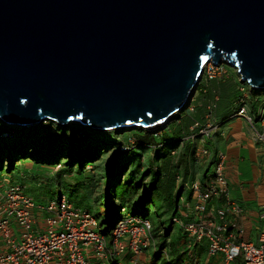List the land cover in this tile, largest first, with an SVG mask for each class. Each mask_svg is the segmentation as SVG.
<instances>
[{
  "label": "water",
  "instance_id": "1",
  "mask_svg": "<svg viewBox=\"0 0 264 264\" xmlns=\"http://www.w3.org/2000/svg\"><path fill=\"white\" fill-rule=\"evenodd\" d=\"M210 63L264 88V0H0V118L168 124Z\"/></svg>",
  "mask_w": 264,
  "mask_h": 264
},
{
  "label": "built area",
  "instance_id": "2",
  "mask_svg": "<svg viewBox=\"0 0 264 264\" xmlns=\"http://www.w3.org/2000/svg\"><path fill=\"white\" fill-rule=\"evenodd\" d=\"M224 73V67L208 65L205 69L209 80H215ZM240 90L244 93L245 87L241 86ZM245 97L240 99L242 106L231 118H248ZM259 120L260 130L255 133V138L264 143V107L259 111ZM194 129L199 130L201 136H209L215 127L196 123ZM204 154L208 153L204 151ZM224 166V157L220 156L210 180L204 185H192L193 195L198 193V197L190 209L188 204L183 207L182 220L174 221L183 225L193 242L207 239L211 254L224 255L223 264H264V232L260 235L259 245L240 242L243 230L234 217L241 210L227 198ZM221 199H226V202L218 206ZM36 211L48 215L44 228L40 230L35 220ZM11 219L20 230L18 238L12 236ZM95 226L91 215L73 208L65 197L38 206L23 186L11 185L0 196V234L8 247V251L0 253V264H90L83 247H92L95 256L102 261L131 252V264H140L142 250L149 243L151 225L148 221L131 216L122 219L114 232L112 247H108L106 239L95 232Z\"/></svg>",
  "mask_w": 264,
  "mask_h": 264
},
{
  "label": "trees",
  "instance_id": "3",
  "mask_svg": "<svg viewBox=\"0 0 264 264\" xmlns=\"http://www.w3.org/2000/svg\"><path fill=\"white\" fill-rule=\"evenodd\" d=\"M252 93L254 101L251 108L258 111L263 105L264 91L253 90ZM190 108L179 115V119L171 122L163 132H157L155 135L141 129L130 130L131 133L123 135H117L115 132L98 133L79 124H72L69 128L71 136L67 139L70 142L61 140L60 142L63 144L61 145L55 139L44 142V139L41 138L43 131L38 128L27 129L25 134L29 138L40 137L31 138L29 141H19V143H13L10 139L0 140V176L20 173L21 168L15 167V162L24 166H36L37 169L40 165L59 166L61 168L60 174L74 178L76 184L73 193L81 186L77 177L82 176L89 183H98L100 187H104V198L100 206L104 210L102 223L107 224L106 236H112L116 223L121 219V215L126 212L149 219L153 223L154 233L159 234L161 230L165 231L164 235H155L162 242L160 248H165V234L173 232L174 227L171 220L175 215L178 197L181 193H175L177 176L182 175L185 182L188 181L187 156L192 144L185 139L189 137V120H192L187 114L190 112ZM172 127L176 131H173ZM57 129L61 131L60 133H66L65 128L57 127ZM167 130L173 132V134L171 132L172 137L167 133ZM8 131L15 133L18 130L7 129L0 122V135L2 132L10 134L11 132ZM76 135H82L83 140L76 142ZM62 136L65 138V134ZM92 137L98 138L99 141H107L117 147L122 145L124 151L117 153L112 163L102 170L96 164L101 156L100 145L91 141ZM66 142L69 144L68 147L64 146ZM153 145L157 146V148L154 147V151H152ZM28 148H31L29 153L26 151ZM179 149L181 150L176 164V156H173L172 152L179 151ZM64 151L69 152V154ZM150 153L153 154L152 157H150ZM3 158L8 163L7 169L1 164ZM88 168L93 170L91 176L87 173ZM125 177L126 182L124 183ZM146 178L150 179L148 187L143 188L142 182ZM62 192L64 190L60 191L59 195ZM113 199L117 201L118 206H115L117 203ZM173 245V250L170 252L172 261L161 259L157 255L154 259L158 263L155 262L154 264H183V257H176L177 253L174 251L176 242L173 241Z\"/></svg>",
  "mask_w": 264,
  "mask_h": 264
},
{
  "label": "crops",
  "instance_id": "4",
  "mask_svg": "<svg viewBox=\"0 0 264 264\" xmlns=\"http://www.w3.org/2000/svg\"><path fill=\"white\" fill-rule=\"evenodd\" d=\"M228 68L224 76L215 80H208L206 77L202 79L190 105V112L187 113L192 119L189 120V137L185 139L192 144L187 156L188 180H205L211 163L220 155H224L229 198L242 209L240 222L244 229L243 240L257 244L260 233L264 231V143L255 138V133L260 130V123L258 111L251 108L254 101L252 89L246 87L244 92L247 114L252 121L246 117L231 118L239 110L236 109L240 100L237 98V92L241 90L237 73ZM194 121L203 124L211 122L218 126L217 131L210 136L209 143H204L203 149L209 150L207 156L202 153L198 155V141L201 138L196 136L192 129ZM209 144L213 147L208 148ZM7 178L13 179L10 176ZM2 192L3 190H0V193ZM44 219V213L41 211L35 213L39 230L44 228ZM10 222L12 236L18 238L20 230L13 219ZM3 251H8V247L0 234V253ZM88 258L92 259L90 261L94 259V264H100L92 251Z\"/></svg>",
  "mask_w": 264,
  "mask_h": 264
},
{
  "label": "rangeland",
  "instance_id": "5",
  "mask_svg": "<svg viewBox=\"0 0 264 264\" xmlns=\"http://www.w3.org/2000/svg\"><path fill=\"white\" fill-rule=\"evenodd\" d=\"M225 68H227L225 66ZM229 69V68H228ZM240 85V84H239ZM244 96V93L242 91L237 92V98L241 99ZM234 97V96H233ZM233 97L231 98V100L233 101ZM226 104V102H225ZM241 107V103H239V107L237 104L236 109H240ZM187 110V109H185ZM184 110V111H185ZM183 111V112H184ZM181 112V113H183ZM257 117H259V114H257ZM179 119V115L176 116L174 118V120ZM173 120V121H174ZM188 121V120H187ZM72 125V124H70ZM70 125L67 127H64L66 129V133L62 132L59 129H57L58 125L56 123L47 121L44 122L43 124L37 126L38 129L42 130V136L41 138L44 139V142L49 141V139H55V141H57L58 143H61V140H67L70 135L69 133V128ZM5 127V126H4ZM83 127V126H82ZM167 127V125H162L160 127H154L151 128V132L155 135L157 132H163L164 129ZM7 129H13V130H18L15 133H13L12 131H8L11 132L10 134H6V133H1L0 135V140L2 139H10L12 140L13 143H19L23 142V141H29L31 138H38L36 136L30 137L26 136L25 131H27V129H20L18 127H13V128H9L6 127ZM30 128V127H29ZM173 131H176V129L174 127ZM33 129H35L33 127ZM131 131L134 129H130ZM130 130H118V131H113L115 132L117 135L120 134H129L131 133ZM172 131L167 130V133L170 135V137H172L171 134ZM100 133V132H98ZM104 133H110V132H104ZM112 133V132H111ZM65 134V138L62 136ZM120 137V136H119ZM175 137V136H174ZM209 138L208 136L199 139L198 141V155H200V153H202L203 148H204V143H209ZM27 139V140H26ZM71 139V138H70ZM206 139V141H205ZM82 135H76L75 141L79 142L82 141ZM121 140V139H120ZM68 141V140H67ZM91 141H95L97 144L100 145L99 149L101 152V156L99 158V160L96 162V164L101 167V169H105L106 166H109L112 161L114 160V156L117 153H121L122 151H124L123 147L121 145V147H117L107 141L104 140H100L98 138H91ZM70 142V141H68ZM68 142L64 143L65 147H68L69 144ZM28 144V143H25ZM121 144V143H120ZM61 145H63L61 143ZM156 145H153V149L152 151H154V147ZM213 145L209 144L208 148H212ZM157 148V146H156ZM28 153L29 151H31V148H28L26 150ZM65 153L69 154V152L64 151ZM153 154L150 153V157H152ZM91 162V161H90ZM1 164L4 168L7 169L8 163L6 162V159L3 158L1 160ZM17 165V166H16ZM19 163L15 162V167H20V173H18L17 175H10V174H6V175H10V177H13V180H11V183L16 182V183H24L26 185V193L31 196L36 204H47L50 203L51 201H55L58 200L59 198V194H60V190H64L65 192V198L67 200H71V202L73 203V205L75 207H78L79 210H83V212L91 215L92 219H94L97 222V227L98 230H100L103 234H105L106 231V224L104 225V223H102L103 219H104V210H102L100 204L103 202V198H104V187L103 186H99L98 183L94 184L93 182L89 183V181L87 179H84L82 176H78L77 179L79 182H81V186L76 189V191L73 193L72 191L75 188V184L76 182L74 181L73 177H69V176H65L64 174H60V170L61 168L59 166H39L38 169L36 168V166L33 168L31 165H23ZM89 165H93V164H89ZM42 167V168H41ZM59 167V168H58ZM33 168V170H31ZM36 168V169H35ZM42 170V171H41ZM214 170V165L211 166L210 168V173L213 172ZM93 172V170L91 168H88V175L91 176V173ZM30 173V174H29ZM123 176V174H121ZM89 176V177H90ZM149 178H146L142 184H143V188H147L148 187V183H149ZM26 181H31V182H26ZM126 182V177L124 178V183ZM1 189L4 191V188L8 186V184H3L0 185ZM191 188L189 187L186 194L183 195L184 198H187L190 194H191ZM119 193V191H118ZM198 197V193L194 194V199ZM113 201H115L113 199ZM115 203H117V201H115ZM118 206V203L115 205ZM110 210V209H109ZM109 213V211H108ZM110 214V213H109ZM126 212L123 213V217L126 216ZM167 227V226H166ZM161 232V231H160ZM170 240L174 241L177 243L178 247L180 250H182V252H186L188 250V248L185 246L186 245V237L184 236V233L180 232L177 229L173 230V234L170 236ZM168 242V241H167ZM201 247H205L206 246V242L202 243L200 245ZM168 247L171 249L172 245H170L168 243ZM194 256L197 258V260L202 259V264H221V259L219 256L217 257H213L210 255H201V251L200 249H196L194 251ZM133 257L132 254L127 255L125 260H122V264H130V260ZM153 256H149L147 262H145L144 264H154L155 260L152 258ZM189 264H197V263H193V262H189Z\"/></svg>",
  "mask_w": 264,
  "mask_h": 264
},
{
  "label": "clouds",
  "instance_id": "6",
  "mask_svg": "<svg viewBox=\"0 0 264 264\" xmlns=\"http://www.w3.org/2000/svg\"><path fill=\"white\" fill-rule=\"evenodd\" d=\"M209 65H214V64H212V63H210ZM208 66V65H207ZM206 66V67H207ZM214 66H216V65H214ZM225 66L226 65H224V64H221L220 66H216V67H224L225 68ZM226 67H228V66H226ZM206 69V68H205ZM235 71V70H234ZM225 72H226V68H225ZM236 72V71H235ZM237 73V72H236ZM225 74V73H224ZM238 75V74H237ZM224 76V75H223ZM206 77V75H205V71H204V75H203V78H205ZM220 77H222V76H220ZM239 77V76H238ZM202 78V79H203ZM207 78V77H206ZM208 79V78H207ZM217 79V78H216ZM209 80V79H208ZM239 82H240V87L241 86H243V87H248L249 89H252V90H254V91H257V88H253L252 86H250L248 83H242V80L240 79V77H239ZM258 89H260V88H258ZM262 91H264V88H262L261 89ZM193 100V99H192ZM191 103H192V101H191ZM239 103H241L240 102V100H239ZM191 105V104H190ZM241 106H242V103H241ZM245 106H246V97H245ZM190 107V106H189ZM189 107L187 108V110L189 109ZM262 107H264V103H263V105L260 107V109L262 108ZM241 108V107H240ZM260 109L258 110V113L257 114H259V111H260ZM240 110V109H239ZM238 110V111H239ZM247 110V109H246ZM186 111V110H185ZM237 111V112H238ZM236 112V113H237ZM235 113V114H236ZM182 113H177L174 117H173V119L170 121V123L171 122H173V120H174V118L176 117V116H178V115H181ZM247 116H248V118L247 119H250L249 121H252V118L247 114ZM258 121H259V123H260V120H259V117H258ZM0 122L5 126V127H9V128H13V126H10V125H6L5 124V122L0 118ZM47 122V121H46ZM50 122H53V121H50ZM44 123V122H43ZM42 123V124H43ZM53 123H56L57 125H58V127H62V128H64V127H67V126H69L70 124H79V125H81V126H83L84 128H87V129H89V130H92V131H95V130H93L92 128H89L88 126H84L82 123H76V122H73V123H70L69 125H67V126H61L59 123H57V122H53ZM170 123H168V124H165V123H163V124H160V125H158L159 127L160 126H162V125H169ZM196 123H198V124H200L201 126H205L206 124H211V125H213V127H215V130H213L212 132H211V134L208 136V137H210L211 135H213L216 131H217V129H218V126H216V125H214L213 123H211V122H206L205 124H203V123H201V122H194L193 123V125H192V129H193V131H195L196 133V136H200V138H204V137H206V136H201L200 134H199V130H197V129H194V125L196 124ZM41 125V124H40ZM39 126V125H38ZM153 127H157V126H153ZM18 128H20V129H33V127H30V128H24V127H18ZM34 128H37V126H34ZM130 130V129H141V130H145V131H148V132H151V128H138V127H136V128H123V129H116V130H104V131H95V132H100V133H104V132H113V131H118V130ZM10 135H11V133H10ZM197 138H199V137H197ZM183 146V145H182ZM182 146H181V148H182ZM180 150L181 149H179V151H173L172 152V155L173 156H176V159H175V163L177 164V162H178V160H179V152H180ZM204 151H206L208 154H209V150L208 149H203V151H202V155H205L204 154ZM207 154V155H208ZM207 155H205V156H207ZM220 156H223L224 157V162H225V156L224 155H220ZM220 156L218 157V159L220 158ZM217 158L211 163V165H210V168H211V166L212 165H214L215 164V162L218 160ZM59 168V167H58ZM210 168H209V170H208V172H207V179H205V180H203V181H198V180H192V181H190V180H188V181H186L185 182V180H184V176H182V175H179V176H177V182H176V191H175V193H180V195H179V197H178V205H177V208H176V210H175V215H174V217L172 218V220H171V224H172V226L174 227L173 228V230L174 229H177V230H179L180 232H182V233H184V236L186 237V247L188 248V250L186 251V252H182V250H180L179 249V247H178V245H177V243H176V246H175V249H174V251L177 253V255H176V257L177 256H181V257H183V264H189V262L191 261V262H195V263H197V264H202V259H200V260H197V258L194 256V251L196 250V249H200V251H201V255H210V256H213V257H217V256H219L220 257V259H221V264H223L224 263V255L222 254V253H217V254H211V252H210V244H209V242H208V240L207 239H203L202 241H200V242H197V243H195V242H193L192 240H191V238L189 237V235H188V233L184 230V228L182 227L183 225L182 224H179V223H176L174 220H176V219H181L182 220V215H181V211H182V209H183V207L186 205V204H188L189 205V209L193 206V204H194V195H193V191H191V194L187 197V198H184L183 197V195L184 194H186V192H187V190H188V188L190 187L191 188V190H192V185L193 184H195V183H199L200 185H204L208 180H210V178L212 177V175H213V172H211L210 173ZM181 171V173H183V171L182 170H180ZM224 175H225V166H224ZM8 176H10V175H2V176H0V185H3V184H8V186L7 187H5L4 188V191L2 192V193H0V196L2 195V194H4L5 193V191L11 186V185H15V184H18V185H21V186H23L24 188L26 187V185L24 184V183H16V182H12L11 183V180H13V179H9V178H7ZM225 179H226V176H225ZM226 182H227V180H226ZM0 189H1V186H0ZM26 189V188H25ZM60 191H62V190H60ZM25 192H26V190H25ZM27 194V193H26ZM28 195V194H27ZM31 197V196H30ZM61 197H65V192H62V194L61 195H59V198H58V200L61 198ZM32 198V197H31ZM227 198L231 201V202H234V201H232L230 198H229V193H228V182H227ZM33 199V198H32ZM66 199V198H65ZM34 200V199H33ZM56 201V200H55ZM72 206H73V208H75V209H77V210H79L78 209V207H75L74 205H73V203L71 202V200H67ZM226 202V199H221L220 201H218L217 202V205L218 206H221V205H223L224 203ZM235 203V202H234ZM48 204V203H47ZM237 204V203H236ZM44 205H46V204H42V203H40V204H38V206H44ZM238 205V204H237ZM239 206V205H238ZM240 207V206H239ZM240 210H241V213L238 215V216H235L234 218H235V220H236V222L238 223V225H239V227L243 230V234H242V238H241V240H240V242H243V243H247V242H245L244 240H243V238H244V229H243V227H242V224H241V222H240V219H241V216H242V209L240 208ZM81 211H83L82 209H81ZM36 212H38V211H36ZM35 212V213H36ZM42 213H44V217H45V219H44V222H45V220L47 219V217H48V215L45 213V212H43V211H41ZM127 216H131V217H137V218H139V219H142V220H145V221H148L149 223H150V225H151V231H150V233H149V243H148V246L146 247V248H144L143 250H142V254H141V256H140V264H144L145 262H147V260H148V258H149V256L151 255V256H153L152 258L154 259V257L155 256H159V257H161V259H167V260H171V257H170V252L173 250V247H174V245H173V241L172 240H170V236L173 234V232H170V233H167V234H165V239H166V246H165V248L163 247V248H160V244L162 243V242H160L159 241V238H156L155 237V235H159V236H161L162 234L164 235V233H165V231H163V230H161V232L159 233V234H157V233H154V227H153V223L149 220V219H147V218H145V217H142V216H138V215H132V214H126V216L125 217H123V214L121 215V219L116 223V226H115V229H114V231H113V234H112V236H106L105 234H103L102 235V232L100 231V230H98V225H97V222H96V226L94 227V230H95V232L96 233H98V234H100V235H102L105 239H106V241H107V244H108V247H112V245H113V243H114V232H115V230H116V228H117V225H118V223L122 220V219H124V218H126ZM107 225V224H106ZM37 228H38V226H37ZM264 232V231H263ZM263 232H261V233H263ZM261 233H260V235H261ZM260 235H259V237H258V242H257V244H254V245H259V238H260ZM2 239V238H1ZM168 241V242H167ZM204 242H206V246L205 247H201L200 245L202 244V243H204ZM168 243L170 244V245H172V247H171V249L168 247ZM252 244V243H251ZM82 250H84L85 252H86V258H87V260L90 262V264H94V259H93V261H90V260H92V259H89L88 257H89V253H90V251H92L93 253H94V255H95V252L93 251V249H92V247L91 248H85V247H83L82 248ZM89 252V253H88ZM130 254H132L131 252H127L126 253V255H123L122 257H119V258H114V259H112V260H110V259H104L105 261H102L101 259H99V262H100V264H114V262H120L121 264H122V260H125L126 259V256L127 255H130ZM96 257V256H95ZM178 257V258H179ZM96 259H98V257H96ZM155 260V259H154ZM172 261V260H171ZM155 262H157L158 263V261L157 260H155ZM130 264H131V260H130Z\"/></svg>",
  "mask_w": 264,
  "mask_h": 264
},
{
  "label": "bare ground",
  "instance_id": "7",
  "mask_svg": "<svg viewBox=\"0 0 264 264\" xmlns=\"http://www.w3.org/2000/svg\"><path fill=\"white\" fill-rule=\"evenodd\" d=\"M257 91H262V90H261V89H257ZM157 127H159V126H157ZM157 127H156V128H157ZM150 128H154V127H150ZM136 218H137V217H136Z\"/></svg>",
  "mask_w": 264,
  "mask_h": 264
}]
</instances>
